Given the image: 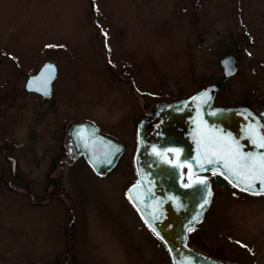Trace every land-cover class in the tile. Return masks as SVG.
<instances>
[{"label": "rangeland", "instance_id": "rangeland-1", "mask_svg": "<svg viewBox=\"0 0 264 264\" xmlns=\"http://www.w3.org/2000/svg\"><path fill=\"white\" fill-rule=\"evenodd\" d=\"M249 35L243 73L223 89L235 100L252 79L264 92V69L250 73L254 53L264 59V0H0V264H173L126 195L135 127L159 92L220 76L230 43ZM46 60L58 75L44 99L24 84ZM85 119L125 144L101 177L66 156ZM209 176L214 200L190 246L264 264V195Z\"/></svg>", "mask_w": 264, "mask_h": 264}, {"label": "water", "instance_id": "water-1", "mask_svg": "<svg viewBox=\"0 0 264 264\" xmlns=\"http://www.w3.org/2000/svg\"><path fill=\"white\" fill-rule=\"evenodd\" d=\"M221 64L227 76L236 71L233 55L222 58ZM56 75V64L48 61L37 73L28 78L26 88L43 95L50 94ZM209 89V86H205L187 99L157 105V112L166 113L172 118L168 126L161 128L162 131L159 128L150 134L151 124L155 118L148 121L143 119L139 125V147L135 157L139 181L129 186L128 195L146 222L168 245L174 264H240L214 258L187 244L189 228L194 227L204 216L213 196L211 180L201 173L217 170L241 189L250 192L264 191V172L260 170H264V150L253 143L254 136L264 134L255 126V119L260 123L259 118L248 108L242 110L238 107H217L206 112L198 110L189 130L196 138L195 145L192 148L186 147L188 144L184 136L188 132L185 106L190 105L192 98L200 99L202 95H206ZM210 90L214 92L215 87H211ZM238 121L243 127L241 130ZM242 131L243 136L240 134ZM164 132L167 134L166 138ZM242 142L248 146L245 147L248 148L246 152L238 150V144ZM169 151L174 153L173 162H168ZM147 156L155 160L153 167H148V170L143 165ZM184 164L188 166L187 174L191 185L186 188H191V193L195 194V208L181 217L171 216L170 224H175V228H170L158 224L151 218V207L146 199L160 186L151 189L150 175L153 172L155 176L166 177L168 170L175 169L172 175L181 179ZM172 191L181 192L175 185ZM158 192L164 193L162 190Z\"/></svg>", "mask_w": 264, "mask_h": 264}, {"label": "flooded vegetation", "instance_id": "flooded-vegetation-1", "mask_svg": "<svg viewBox=\"0 0 264 264\" xmlns=\"http://www.w3.org/2000/svg\"><path fill=\"white\" fill-rule=\"evenodd\" d=\"M254 37L250 36L248 38H245L243 43H238V41H233L230 43L229 49L226 51V53L223 55L231 54L236 59L237 64V71L232 76H226L224 73L223 68L221 67L220 71L222 72L220 76H210L207 78V81L201 80L197 81L195 80V86L190 92L187 91H181L179 94H174L173 96L170 95L171 92L168 91H162L158 93L159 100H157L149 109V111L146 112V114L142 117H140L137 121L135 131H136V149L137 151L138 147V124L139 121L143 118H147L146 121L150 119H154L153 123L151 124L152 127L150 128L151 133H155L154 130L161 128H165L170 123H168L172 118L166 113L157 112V105L160 103H173L182 99H187L191 97L193 94L200 91L205 86L215 87V90H208L206 95H202L200 99L198 98H192L190 100V105L185 106V115L186 118V126H187V134L184 136V138L187 140L188 146L186 147H194L196 138L193 137L191 133H189L191 124L193 122V119L195 115L197 114L198 110H204L205 112L208 110H211L212 108H228V107H238L240 109L248 108L253 112V114L259 118V122L255 119V126L259 127L261 132L264 134V92H261L260 90V82H255L252 79L249 81V84H244L240 91V97L238 100L233 99V95H228L227 93H223L225 82H227L230 78L237 75L239 72L243 73V59L241 55L239 54V50L243 48L244 51L247 53L248 51V45L253 42ZM236 44V45H235ZM256 52V51H255ZM258 52V51H257ZM222 56V57H223ZM251 57L252 61L250 63V70L251 74L257 75L259 74L260 68L264 69V59L259 60L258 62L253 61V57ZM221 57V58H222ZM220 58V59H221ZM242 63V65H241ZM260 67V68H259ZM261 72V71H260ZM264 79V73L263 76H259L257 78ZM135 90L139 93L141 91L138 87H135ZM188 93V94H187ZM246 111H244V114ZM177 114V113H176ZM88 120V119H85ZM81 120V121H85ZM77 122V121H75ZM240 122V121H238ZM87 124H92V127L89 128ZM239 127L241 130L243 127H241V122L239 124ZM68 146L69 151L66 154V156L71 160L75 161L79 158L80 160L84 159L86 163L88 164V167L91 169V171L94 173L95 176H103L102 172L112 168L118 163V160L120 158L121 153L124 150L123 144L117 140L116 138H113L105 133H103L97 126H93L92 121L88 122H80L78 124H71L68 129ZM165 138L167 137V134L164 132ZM240 134L243 136V131L240 132ZM159 143V141H158ZM254 145H257L262 150H264V135L254 136L253 139ZM252 145V143H251ZM238 150L239 151H247L248 146H245V143L238 144ZM245 151V152H246ZM134 152V155H135ZM244 152V153H245ZM168 156V162L174 161V153L169 151L167 152ZM134 162V158H133ZM155 162L152 157L147 156L144 162V167L146 170H148V167H153V163ZM262 172H264L263 169ZM171 171V172H170ZM168 174L166 177L162 176H155L152 174L150 175V186L151 189H155L160 186L158 190H162L164 193H160L157 191H154L151 196H149L146 201L150 205L151 209L150 212L152 213L151 218L157 222L158 224L168 226L170 228H175V224H170V218L171 216H178L181 217L182 214H188L193 208H195V194L191 193V188H186V186H191L189 179H188V166L187 164H184L183 166V175L180 178L176 177L174 174L175 169L168 170ZM260 172V171H259ZM260 172V173H262ZM106 174V172H104ZM137 174V171H136ZM138 179V175H136V179L133 181L135 182ZM132 182V183H133ZM154 183V184H152ZM174 185L180 189L181 192H174L172 189L174 188ZM214 200V199H213ZM70 250L69 246L66 247V251ZM69 256L68 254H66ZM71 258H77L75 257V253H71L69 256Z\"/></svg>", "mask_w": 264, "mask_h": 264}, {"label": "snow or ice", "instance_id": "snow-or-ice-1", "mask_svg": "<svg viewBox=\"0 0 264 264\" xmlns=\"http://www.w3.org/2000/svg\"><path fill=\"white\" fill-rule=\"evenodd\" d=\"M262 146H264V145H262ZM201 183H203V181H201Z\"/></svg>", "mask_w": 264, "mask_h": 264}]
</instances>
